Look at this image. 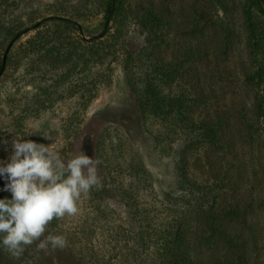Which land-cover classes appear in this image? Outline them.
Returning a JSON list of instances; mask_svg holds the SVG:
<instances>
[{
  "label": "rangeland",
  "instance_id": "rangeland-1",
  "mask_svg": "<svg viewBox=\"0 0 264 264\" xmlns=\"http://www.w3.org/2000/svg\"><path fill=\"white\" fill-rule=\"evenodd\" d=\"M107 1L0 0V138L9 142L0 159L12 136L33 133L24 139L65 162L81 151L92 157L100 181L76 215L54 218L18 259L0 264H167L163 230L174 229L172 220L187 224L184 250L207 260L223 254L222 244H200L188 212L218 199L248 211L250 228H231L249 233L248 264H264V55L256 59L246 28L252 0H116L106 26ZM179 53L197 54L190 58L199 61L209 111L229 118L230 145L209 151L208 174L205 149H188L189 132L137 102L154 60ZM257 64L261 81L252 80ZM219 165L230 183L221 198ZM49 235L67 245L40 249Z\"/></svg>",
  "mask_w": 264,
  "mask_h": 264
},
{
  "label": "trees",
  "instance_id": "trees-1",
  "mask_svg": "<svg viewBox=\"0 0 264 264\" xmlns=\"http://www.w3.org/2000/svg\"><path fill=\"white\" fill-rule=\"evenodd\" d=\"M252 4L256 12L247 9L245 14L246 28L249 34L251 47L257 60L264 55V0H252ZM105 24L114 18L117 10L116 0H108L106 3ZM153 17V16H152ZM108 28V27H107ZM57 42V41H56ZM154 48V47H153ZM263 51V52H262ZM197 55L196 53L176 54L170 60H154L152 63V72L146 75L143 83L142 93L137 96L138 106L142 109L149 107L156 118H173V123L177 125V129L189 132V147L197 145L199 150H204L200 155V168H207V174L215 171L214 153L224 152L229 147L230 142L224 136V123L229 119L227 115L219 112H211L208 108L211 100L207 98L202 89L203 77L200 76V64L197 58H190ZM187 59L194 64H186ZM98 59V55H95ZM4 60L0 63V74L3 72ZM193 69L195 73H192ZM187 75L193 77L190 81L186 80ZM263 79V66L257 64V70L252 76V80ZM197 111H199L197 113ZM196 138L192 140V137ZM196 140V141H195ZM195 141V142H194ZM197 142V144H196ZM197 146L193 147L196 148ZM185 151V150H184ZM184 153V152H183ZM220 171L214 175L215 181H224L226 183L227 169L219 165ZM225 185V186H224ZM230 183L227 182L217 187L218 198L230 189ZM3 184L0 181V189ZM5 196L10 198L8 192L0 191V198ZM219 200V199H218ZM211 202L207 206L196 207L190 209L188 213L196 224H199L198 241L202 245L222 244L223 254L213 255L204 259H193L190 254L184 250L186 238V225L170 221L174 224V229L165 230V239L167 245L165 251L170 258L167 264H248L250 245L248 235L244 230L238 232L231 228L233 222H243L250 228L246 221V213L248 211L237 202L226 203V206L220 207L219 201ZM224 201V199H223ZM11 256L6 250L0 247V260L3 259L10 263ZM12 264V263H11Z\"/></svg>",
  "mask_w": 264,
  "mask_h": 264
},
{
  "label": "clouds",
  "instance_id": "clouds-1",
  "mask_svg": "<svg viewBox=\"0 0 264 264\" xmlns=\"http://www.w3.org/2000/svg\"><path fill=\"white\" fill-rule=\"evenodd\" d=\"M31 134L12 136L10 154L0 159V191L10 193L0 198V247L17 259L54 218L76 215L81 196L100 183L92 157L81 151L65 162L49 145L24 139ZM8 143L0 138L5 151ZM66 245L63 235H49L38 247Z\"/></svg>",
  "mask_w": 264,
  "mask_h": 264
}]
</instances>
